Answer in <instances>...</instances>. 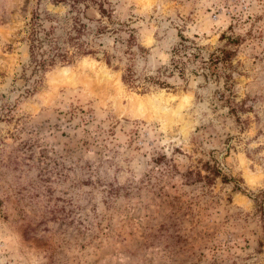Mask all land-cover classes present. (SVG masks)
<instances>
[{
    "label": "rangeland",
    "instance_id": "obj_1",
    "mask_svg": "<svg viewBox=\"0 0 264 264\" xmlns=\"http://www.w3.org/2000/svg\"><path fill=\"white\" fill-rule=\"evenodd\" d=\"M34 14L96 52L33 72ZM263 214L264 0H0V264H264Z\"/></svg>",
    "mask_w": 264,
    "mask_h": 264
},
{
    "label": "trees",
    "instance_id": "obj_2",
    "mask_svg": "<svg viewBox=\"0 0 264 264\" xmlns=\"http://www.w3.org/2000/svg\"><path fill=\"white\" fill-rule=\"evenodd\" d=\"M55 2H60L64 0H54ZM77 3V0H72V5ZM100 11L103 14L105 11L100 6ZM27 28V36L26 39L29 42V56L30 62L33 64V72H37L38 70L44 71L47 68L54 66L57 62H66L69 63L74 60V57L77 55H88L94 54L96 51L93 48L87 47L83 42L77 41V48L74 53L69 55L67 51L60 52L59 45L57 44L56 38L52 35L48 30H44L40 24V17L38 14H34L32 16L31 22ZM84 28L85 25H81ZM106 27L99 28L101 33L105 30ZM80 33V30L77 29V34ZM78 38V35H77ZM181 41L175 45L170 52V73L176 71L181 78L185 79L186 74V66L191 60L197 57V54L188 51L191 47L186 44V38L180 34ZM142 50H145L141 48ZM220 54H212L208 61L202 60L205 67H210L212 64L213 68L210 70L211 75L218 76V68L217 64H227L229 58L231 56V51H225L223 48L220 49ZM106 63L109 66H113L115 69H121L122 75L121 78L123 82L128 84L129 86L136 87L137 79L135 77V72L132 69L131 64L126 65L125 67H119V64L112 65L110 60L106 58ZM167 66H164V70L168 69ZM207 74V73H204ZM227 79H230V76H226ZM153 84L156 87H169L168 83L165 80H161L159 76H145L142 78V81H139V86L141 87V92L148 90V84ZM29 91V90H28ZM228 101V100H225ZM233 109V108H232ZM209 173L212 175L219 174V170L211 165H209ZM262 212V205H259ZM264 218V214H263ZM263 232H264V221H263Z\"/></svg>",
    "mask_w": 264,
    "mask_h": 264
},
{
    "label": "bare ground",
    "instance_id": "obj_3",
    "mask_svg": "<svg viewBox=\"0 0 264 264\" xmlns=\"http://www.w3.org/2000/svg\"><path fill=\"white\" fill-rule=\"evenodd\" d=\"M137 98H138V97H137ZM133 104L140 105V104H141V100H136V101L133 102ZM133 104H132V105H133ZM133 106H134V105H133ZM140 115H141V114H140Z\"/></svg>",
    "mask_w": 264,
    "mask_h": 264
}]
</instances>
